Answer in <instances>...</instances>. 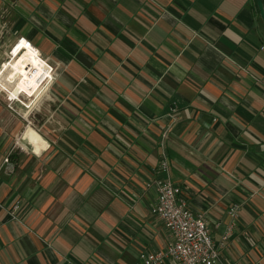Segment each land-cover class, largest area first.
<instances>
[{
	"label": "crops",
	"instance_id": "obj_1",
	"mask_svg": "<svg viewBox=\"0 0 264 264\" xmlns=\"http://www.w3.org/2000/svg\"><path fill=\"white\" fill-rule=\"evenodd\" d=\"M18 37L52 69L22 118L48 88L51 107L20 133L28 150L0 106V264H140L163 249L147 187L162 158L216 244L231 225L219 264H264L255 0H0L1 62Z\"/></svg>",
	"mask_w": 264,
	"mask_h": 264
},
{
	"label": "built area",
	"instance_id": "obj_2",
	"mask_svg": "<svg viewBox=\"0 0 264 264\" xmlns=\"http://www.w3.org/2000/svg\"><path fill=\"white\" fill-rule=\"evenodd\" d=\"M22 42L28 47H34L25 38L18 37L8 51L3 53L4 61L9 59V54ZM2 65L3 62L0 66ZM171 114L175 119L176 110L172 109ZM4 162H8V156ZM168 170L167 160L162 158L158 165V173L162 176L147 183V187L156 189V202L150 212L163 223L169 234V241L163 249L157 252H141L138 257L139 263L163 264L165 260H171L175 264H219V251L224 246L231 225L224 233L222 242L216 244L211 237L204 216L195 213L190 208L181 188L170 180ZM228 215L231 220L234 219L235 207L228 210Z\"/></svg>",
	"mask_w": 264,
	"mask_h": 264
},
{
	"label": "bare ground",
	"instance_id": "obj_3",
	"mask_svg": "<svg viewBox=\"0 0 264 264\" xmlns=\"http://www.w3.org/2000/svg\"><path fill=\"white\" fill-rule=\"evenodd\" d=\"M9 55L0 70V90L8 102H19L21 96L30 99L51 80V67L34 47L22 42Z\"/></svg>",
	"mask_w": 264,
	"mask_h": 264
},
{
	"label": "rangeland",
	"instance_id": "obj_4",
	"mask_svg": "<svg viewBox=\"0 0 264 264\" xmlns=\"http://www.w3.org/2000/svg\"><path fill=\"white\" fill-rule=\"evenodd\" d=\"M7 51L8 49L5 50V52ZM4 60L5 58L3 56L2 59L3 65L0 66V70L3 68L5 62L8 61L9 59L6 61ZM47 91L45 93H47ZM44 94L42 96V99L38 102V104H35L31 112L28 113L29 115H27L28 116L27 119L22 118L27 110L22 104L28 102L27 98H24L22 96L19 97L20 103L16 101L8 102L7 100L5 102L0 98V106H2L3 109L9 113V118L3 120L4 126H6L7 128H11L12 126L14 129H16L17 133L15 136L16 139H18L17 141L20 144L24 145L25 147H28V150H30L29 146L26 144L24 140H19L20 138L19 135L22 131L25 130L27 126H30L31 129L33 130L35 129L34 131H36L40 129L41 125L46 122V117L48 115V110H50L49 107H51V104L47 102L48 98ZM0 96L5 97L6 99V95L1 90H0ZM17 141L15 143H17Z\"/></svg>",
	"mask_w": 264,
	"mask_h": 264
},
{
	"label": "water",
	"instance_id": "obj_5",
	"mask_svg": "<svg viewBox=\"0 0 264 264\" xmlns=\"http://www.w3.org/2000/svg\"><path fill=\"white\" fill-rule=\"evenodd\" d=\"M255 4L258 10V14L262 22L264 23V7L262 0H255Z\"/></svg>",
	"mask_w": 264,
	"mask_h": 264
},
{
	"label": "trees",
	"instance_id": "obj_6",
	"mask_svg": "<svg viewBox=\"0 0 264 264\" xmlns=\"http://www.w3.org/2000/svg\"><path fill=\"white\" fill-rule=\"evenodd\" d=\"M262 2H263V7H264V0H262Z\"/></svg>",
	"mask_w": 264,
	"mask_h": 264
}]
</instances>
